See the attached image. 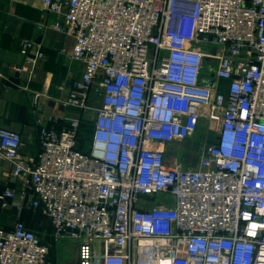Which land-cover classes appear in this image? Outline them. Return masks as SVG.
Segmentation results:
<instances>
[{"label": "built area", "instance_id": "obj_1", "mask_svg": "<svg viewBox=\"0 0 264 264\" xmlns=\"http://www.w3.org/2000/svg\"><path fill=\"white\" fill-rule=\"evenodd\" d=\"M43 5L64 23L41 27L74 39L62 52L84 71L69 72L37 155L0 128V159L21 183L1 209L40 208L55 238L78 242L79 264H264V0ZM21 45L17 71L30 81L45 54ZM22 87L44 112L47 93ZM201 127L214 141L187 167L170 146ZM50 252L23 220L0 227V264H46Z\"/></svg>", "mask_w": 264, "mask_h": 264}, {"label": "crops", "instance_id": "obj_2", "mask_svg": "<svg viewBox=\"0 0 264 264\" xmlns=\"http://www.w3.org/2000/svg\"><path fill=\"white\" fill-rule=\"evenodd\" d=\"M56 22L63 24L64 20L53 12H46L43 0H0V128L19 131L26 141L23 150L26 154L40 152L39 128L40 124L49 125L47 116L62 113V107L58 106V109L55 100L69 96V72L81 78L84 71L81 62L69 61L62 52L64 49L72 51L74 39L53 28L41 27ZM23 39L34 40L45 54L30 81L27 75L17 71L24 61L21 54ZM24 84L29 90L47 93L48 98L44 96L41 100L44 112L35 111L33 96L25 91ZM54 125L57 130L65 127L61 120ZM10 171L9 163L0 159V194L7 186L21 187L19 181L11 180ZM17 218L35 231L44 243L51 245L46 264H79L78 242L55 238L50 221L40 208H25L17 215L14 209L2 210L0 201V227L12 229Z\"/></svg>", "mask_w": 264, "mask_h": 264}, {"label": "rangeland", "instance_id": "obj_3", "mask_svg": "<svg viewBox=\"0 0 264 264\" xmlns=\"http://www.w3.org/2000/svg\"><path fill=\"white\" fill-rule=\"evenodd\" d=\"M210 85L214 84V78L207 79ZM91 140L90 135L81 133L78 142L80 143V149L87 148L89 141ZM194 143L191 146H187V143H178L170 146V154L177 156L181 162H184L187 167L192 166L196 163L198 157V149L206 141L211 143L212 136L207 128L201 127L198 132L191 138Z\"/></svg>", "mask_w": 264, "mask_h": 264}, {"label": "trees", "instance_id": "obj_4", "mask_svg": "<svg viewBox=\"0 0 264 264\" xmlns=\"http://www.w3.org/2000/svg\"><path fill=\"white\" fill-rule=\"evenodd\" d=\"M90 124H89V122H85L84 124H83V126H82V131H81V133L82 134H87V135H89V133H90ZM214 140H213V138H212V140H211V142H213ZM195 142V141H194ZM193 142V140H188V141H186L185 143H187V146H191L192 145V143H194ZM197 161V160H196Z\"/></svg>", "mask_w": 264, "mask_h": 264}]
</instances>
